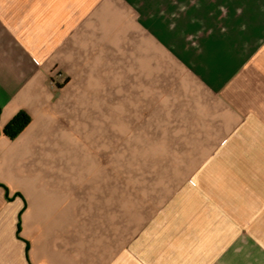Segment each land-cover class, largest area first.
<instances>
[{"label": "crops", "instance_id": "0c3cea01", "mask_svg": "<svg viewBox=\"0 0 264 264\" xmlns=\"http://www.w3.org/2000/svg\"><path fill=\"white\" fill-rule=\"evenodd\" d=\"M101 97L156 167L101 180ZM0 264H264V0H0Z\"/></svg>", "mask_w": 264, "mask_h": 264}, {"label": "rangeland", "instance_id": "374dc122", "mask_svg": "<svg viewBox=\"0 0 264 264\" xmlns=\"http://www.w3.org/2000/svg\"><path fill=\"white\" fill-rule=\"evenodd\" d=\"M118 104L119 106L114 108L112 102L106 97L100 102V106L97 108L98 111L91 107L85 108L84 110V116L91 114L93 111L96 113L97 111L100 117L103 118L102 120L106 121L101 126L102 130L98 140L95 139L92 141L91 138H87L88 133H91V131L89 129L90 127L86 126V141L84 140L86 145L95 153V157H93L95 168H100L101 180L106 182L109 180H117L120 182L128 179L132 171H136L137 168H142L143 161L146 163L148 160H151L153 166L156 167L164 159L157 156L149 157L148 152L150 151H147V149L142 150L139 123L132 125H126L125 123L126 121L137 120L135 118L138 115H132V113L137 111L134 109H126L123 100ZM68 116L71 117V114H68ZM63 117L66 118L67 116ZM110 120L116 122V125H109ZM74 134L75 141H83L81 131V136L79 134L77 135L76 132ZM95 135L97 136V134ZM79 142L78 144H82ZM19 169L24 171L28 168ZM1 185L4 188V197L6 199L4 207H6V210L9 206L10 208L15 207V209L18 207L19 213H22L28 204V196L25 191L21 188L15 189L12 184L5 183Z\"/></svg>", "mask_w": 264, "mask_h": 264}, {"label": "trees", "instance_id": "16d2710c", "mask_svg": "<svg viewBox=\"0 0 264 264\" xmlns=\"http://www.w3.org/2000/svg\"><path fill=\"white\" fill-rule=\"evenodd\" d=\"M30 120V114L24 110H20L4 126L2 132L10 139L15 138L29 124Z\"/></svg>", "mask_w": 264, "mask_h": 264}]
</instances>
